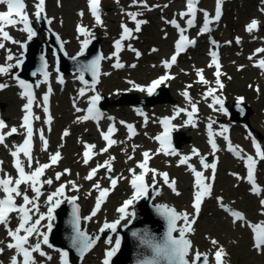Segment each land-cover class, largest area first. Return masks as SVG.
I'll list each match as a JSON object with an SVG mask.
<instances>
[{"label":"rangeland","instance_id":"rangeland-1","mask_svg":"<svg viewBox=\"0 0 264 264\" xmlns=\"http://www.w3.org/2000/svg\"><path fill=\"white\" fill-rule=\"evenodd\" d=\"M229 2V0H223ZM149 8L141 6H133L132 0H120V2H108L104 6V12L106 21L103 27H94L87 18L86 3L87 0H50V8L52 14L50 16L54 20L50 24L54 32L66 42V51L70 56H74L79 52L81 42L84 37L79 36L76 31L77 25L83 24L91 32L95 31L97 37L102 40L103 50L106 57L112 56L115 51L113 45L116 39H119L122 28L121 25L125 24L131 29H135V24L130 20L126 13L128 12H140L142 13L138 19L147 21V23L141 25L140 32H133L134 38L131 40L124 41V50L120 52V61L125 65L122 70H116L112 67L115 63V58L108 59L103 63V71L109 73L108 75L102 74V91L108 97H111L113 90L116 88L118 92H135V85L146 84L148 80L157 75L158 69H152V64L155 63L156 55L153 54V47L159 49L160 63L168 59L169 54L173 48V38L176 34L175 30H172L170 23L176 19L178 14L175 10H181L182 5L178 0H144ZM250 2V3H249ZM167 5V7H164ZM216 0H204L203 7L212 11V16L215 15ZM262 6L261 0H235L228 4V13L223 19V22L216 27V35H218L224 44V58L227 66L225 67L226 84L223 83V89H220L217 84L215 89L212 83L202 85L198 82L197 70L205 69L206 77L211 75V68L209 67L210 61L208 56L202 51V48L194 52H190L187 56L182 58L180 65L177 68L179 74L178 80L170 83L173 90V94L178 99V104L173 106L156 105L153 107H146L147 124H145L144 117H140L130 107H116L110 106L109 111L114 117L115 122L120 124L119 135H126L125 127L121 123L131 121L134 122L138 128L145 133L135 139L133 142L128 143L125 137H120L121 143L118 144L116 149L112 152L118 156V162H116L117 170L115 174H121L122 170L126 171L125 175H128L130 168L128 165L130 160L127 155L130 153H136V149L140 146L150 147L151 141L148 137H155L157 132L158 122L162 117L174 116L176 109L179 107H186L189 109V104L182 95L185 91L193 97V102H201L206 108V114L203 117H199L195 122L196 126L192 127L182 123L184 133L188 136H192L193 140L190 144H187L184 149L180 150V155H192V150L195 148L201 151V155L211 154L205 143V122L209 119L217 120L218 131L221 132L224 127L230 130L229 135L234 138L236 144L244 147V153L253 154L255 149L253 146V139L264 144V74L253 68V61L249 57L254 56L256 49L262 46L260 43L253 42L254 38L264 36V26L260 31L259 35L246 31V26L253 19L261 20L264 24V15L260 14L258 8ZM80 12L84 15L81 17ZM36 27L40 26L39 23H35ZM18 29L9 30L11 34H15ZM42 35H47L46 32L38 30ZM39 35V39L43 41V36ZM19 36L16 34V37ZM237 38L244 39L243 42L238 44ZM141 40V43L139 41ZM20 42H24L25 38L19 39ZM231 42L230 44L228 42ZM6 50H11L14 56L19 57L21 48L18 44H11ZM128 45L138 51V45L144 51V58L138 59L135 52L128 50ZM3 50L0 53V65H4L8 51ZM51 62L54 65V58L51 57ZM14 63V61H13ZM135 64L136 67H131ZM51 71H55V68H50ZM57 73L52 74V79L57 80ZM41 78L42 76H37ZM76 77L67 75L65 77L68 80V89L65 92H59L56 97V130L53 135V147L48 153L39 152L40 156L45 154L46 160L49 161V155L55 153L57 150L63 152L65 158L58 165V172H63L66 168H72L75 182L80 186L78 192L71 191V185H69L68 195L78 196V203L82 207V217H87L91 214L90 199L93 196L92 184H88L84 179L85 173L90 166L83 165L80 159V152L83 148V143L87 141H96L101 147L103 144L99 138V131L95 129L92 124L81 126L70 111V97H77V84L71 83L75 81ZM64 79V80H65ZM132 81L133 83H129ZM182 81V85L177 86ZM16 80L11 76H0V83H6L10 86V89L5 91L0 96V101L4 104V115L9 118L10 124L13 125L18 123V118L22 113L25 102L21 101L18 97L19 91L13 88ZM177 82V83H176ZM191 85V87H188ZM257 87L260 90H257ZM214 89V96L222 99L223 102L228 104L232 101H239L241 97H244L247 102V106L241 109L240 115H246L252 113L249 123L252 125L254 131L249 132L247 128L238 121L231 123L225 114L219 110L218 105H214L213 108L217 109L219 113H215L214 109L210 110L209 105L203 102L205 94L209 89ZM143 95V94H142ZM140 95L139 97L142 98ZM67 96V99L64 97ZM208 104H212L213 96L207 97ZM110 101L113 100L110 98ZM231 106V105H230ZM239 115V116H240ZM182 116H176V119ZM107 126V124H106ZM106 126L104 129H106ZM190 128V129H189ZM68 129L70 135L63 137V130ZM228 134L225 133V135ZM17 140L12 139L11 142L14 144ZM18 141V140H17ZM222 144L224 138H221ZM193 143V144H192ZM66 144V146H64ZM61 145H63L61 147ZM136 145L135 151L133 152L132 146ZM226 152L225 147L222 149ZM0 154L3 157L9 159V151L2 152ZM214 156L213 154H211ZM176 158V157H175ZM197 158V157H193ZM222 164L220 173L218 175V184L216 192L224 195L225 201L230 203L234 208L245 210L249 220L254 222L264 219V207L261 206L262 214H259L261 200H264V193L262 196H255L251 191V186L246 181V169L241 160L234 157L231 153L222 154ZM212 161V160H211ZM210 161V162H211ZM154 168L158 172H168L170 181H176V189L180 195H176L168 186L163 183L161 177H156L155 185L164 186L166 192L160 193L156 197L155 202L166 203L178 211H183L188 214H193L194 209L192 208L194 200V180L190 174H188V167L179 166L177 163L171 164L169 162H157ZM259 176L258 182L264 187V160L259 163ZM235 174V178L231 174ZM237 176L243 179H237ZM52 178L54 185L58 183L55 181V173H48L45 179ZM100 181L107 180V177L103 176ZM149 185H153L152 175L150 176ZM57 186H54V191ZM45 191L48 190V185L44 186ZM89 193H91L89 195ZM66 195V194H65ZM125 197V191L121 188L117 194L112 198L110 204L106 206V209L96 219L90 221H84V225L87 227L88 232L98 233L100 228L105 222H114L120 218V213L117 211L118 208L114 209V206ZM218 202L214 198L212 204H208L200 212L198 221L193 226L195 231L190 239L193 244V250H199L201 253L207 254L211 259V264H215L213 254L217 246H213L211 243L212 239L219 242L218 246H222L225 249L226 255L223 257L224 264H264V253L254 251L251 246V239L246 229V223H234L230 215H225L218 211ZM259 214V215H258ZM126 224V219L122 220L120 224ZM181 225L183 222L180 223ZM116 239V237H114ZM115 240L112 243H107V240L101 241L96 248L81 262V264H103L105 259L106 251L114 247ZM55 257L52 256V260Z\"/></svg>","mask_w":264,"mask_h":264},{"label":"snow or ice","instance_id":"snow-or-ice-1","mask_svg":"<svg viewBox=\"0 0 264 264\" xmlns=\"http://www.w3.org/2000/svg\"><path fill=\"white\" fill-rule=\"evenodd\" d=\"M119 2V0H117ZM199 0H186V10L179 13L181 19H186L187 27H182L176 19H172L171 21H166V23H170L174 28H176L179 32V38L175 42V52L170 57L169 60H165L163 62V66L165 69H171L176 63L179 55L186 51L189 46H195L196 40L190 39L185 33L188 29H191L196 26V17L197 12L200 11L197 7ZM223 4V0H216L215 5V15L211 16L207 11H203V25L199 29L198 34L203 35L206 33H210L212 28L210 27L216 22H219L221 19L222 11L221 7ZM0 5L6 6V11H0V49H5L4 42H11L13 44H18L19 47L23 50L27 49V44L15 40L10 33L6 30L8 27H16L20 26L19 30L26 33L27 40L32 41L34 37L37 36V32L34 30L32 21L27 12V2L26 0H0ZM46 0H36L34 5L35 7V18L37 21L41 19H46L48 24L52 23L51 19L46 17ZM133 6H141L144 8H149L144 0H132ZM164 7H167L165 5ZM88 8L91 13V16L94 18L95 24L97 26H103L102 20V10H101V0H88ZM149 10H151L149 8ZM132 22L135 24V29L129 28L127 25L122 24V33L119 39H116L114 42V49L112 56L103 57L97 56L95 59L91 60L86 64H80L77 68L79 73L78 79L81 84L85 85L84 88L79 90L78 95L83 97L86 95L87 91H96V85L99 83V76L101 75V61L104 59H113L115 58V63L112 65L115 69H122L125 67L123 63L120 61V52L124 50V41L131 40L134 38L133 32H140L141 25L147 23V21L138 19L139 16L142 15L140 12H128L126 13ZM79 15L83 17L84 13L80 12ZM254 30H258V21L252 20L246 26V31L249 33ZM79 36L84 37L81 42L80 52L78 56H83L85 50L88 48L91 43V39L93 38V33L84 25H77L76 28ZM57 42L60 44V51H64V42H61V38L56 36ZM236 42L239 44L240 39L237 38ZM213 47H218L217 42L215 40L210 41ZM231 43L230 41L228 42ZM128 50L135 52L136 57L139 58L141 55L139 51L132 48L131 45H128ZM8 51V55L6 56V63L4 65H0V76H11L16 80L20 89H22L20 95L21 98L26 99V103L23 106L22 111L24 115L22 117V123L20 128L24 129L25 138L21 144H14L12 147L14 150L10 152V155L13 157V167L17 173V176L13 178L10 174L4 171L2 165L3 161H0V225L4 226L7 235L10 239V242L7 243L6 247L9 250H14V255L11 257L10 264H39L34 254H38L40 257H44L47 260H51L52 257L48 255L42 246H47L48 248H52L53 245L49 242V234L52 232L53 224L52 222L55 220L54 213L61 206L64 200H67L68 203L72 205V217H71V228H72V236H71V246L79 253L81 257H83L88 251H90L95 243L100 239V236L97 235L95 237L88 235L86 232L81 230V215L80 209L77 205L76 201L78 200V196L67 197L65 195L66 189L71 185V191L78 192L80 190V186L76 184L75 181L69 180L66 183H61L53 192L45 193L44 186H51L54 181L52 178L43 179L45 176L46 170L52 168L59 164L60 160L63 158L62 154L59 150L55 153L49 155L48 163H40L38 159L33 156V136H34V127L33 121L39 120L40 117L34 116L33 113V105L35 103V94L34 87L39 88L40 84H49V76L50 73L48 71L49 62L45 58L44 55L40 56V67L37 72L33 73V76L39 74L43 77V80L36 83L35 85L26 82L23 79H20L16 76L12 70L14 68H20L24 59L23 56L17 57L11 53V50ZM156 51V49H153ZM257 54L264 53V48H260L256 50ZM67 55V53H64ZM78 56L72 57L73 60H77ZM211 63L209 67L215 66V76H216V84L220 89H223L224 85L221 83L220 76L221 72V64L219 62L218 52L215 50L210 51ZM252 59V57H249ZM14 61V63H13ZM262 70H264V60H260L258 64L254 65ZM131 67L135 68L136 65L132 64ZM56 71L59 72V68H56ZM90 72L92 76V82L89 84L87 80L84 78V73ZM109 73H104V75H108ZM197 76L199 77L198 82L202 84H207L208 81L204 78L203 69L197 70ZM170 74H165L160 76L158 79L152 81V83L147 87H141L139 85L133 84V87L137 88L141 92H147L149 96L153 95L155 90L163 84L165 81L169 79H173ZM58 82L60 84L64 83L63 77H60ZM129 83H133L129 81ZM9 85L6 83H0V91L7 88ZM191 87V85H188ZM52 92L51 86L49 85L47 93L42 98V108L45 113L47 119L44 121L47 125H51L52 116L49 114V96ZM214 89H209L205 94V99L208 96H213L212 104H209V107H213L214 105H219L220 111H225L224 102L222 99H219L214 96ZM190 104L191 110L189 111L187 108H178L176 109V113L173 117L168 118L165 117L160 120V123L163 125L164 131L160 135L155 137V140L159 142L160 148L158 149L156 154H160L161 152L166 155H179L176 150L171 145V132L176 127L172 124V120L179 116L181 113H184L187 116L186 125H190L192 127L196 126L194 117L196 116L198 109L196 103L192 102V99L187 91L182 94ZM101 100L99 94L93 95L89 98L88 108L86 110L87 114L79 117L78 121H88L94 120L99 121L102 116L100 109L97 107ZM75 106V105H74ZM77 112H81L82 109L76 108ZM140 115H144L143 112H139ZM111 119V118H109ZM145 124H147L148 118L144 117ZM122 124L127 128L128 131V139H132L137 133L134 125L126 124L121 121ZM214 121L207 125L208 127V143L211 146L213 155L219 150L218 145L213 138L215 133L212 131V125ZM8 128L7 123L0 119V145L5 144V140L7 137H10L14 134L19 133V129L16 127H12L10 130L5 132L4 130ZM39 133V139L42 143V150L47 152L49 141L44 135V130L39 129L36 130ZM50 131V127H49ZM117 128L115 125H111L108 127L107 131H101V137L106 142V145L103 149H101L100 153H94L93 149H95L94 144H85V151L83 152V163L84 165H88L90 160L94 155L103 154L109 151L111 147L114 145L121 143L115 139H113V135L116 133ZM228 132V128L224 127L223 130L219 133V135L223 136V138L228 141L227 150L233 155H235L238 159H242L245 162V166L247 169L246 180L251 186V191L255 195H260L262 189L257 184L255 171L257 158L259 160H264V148L253 139V146L255 148L256 158L252 155H246L243 153V150L234 147L229 140L228 136L225 133ZM70 135L68 130H65L62 135L63 137H67ZM7 146V145H5ZM63 145H61L62 147ZM136 145L132 146L133 152L136 149ZM23 156V159L21 158ZM143 160L138 162L136 167L140 169V172L137 173L135 169H130L131 173V187L133 189V193L130 199H127L123 202V205L117 209L120 213V218L114 222H105L103 226L100 228V233H104L106 230H110L112 233H115L117 227L120 225L122 220L127 219L129 216L135 218L134 212H129L128 209L140 199H146L148 197L150 185L146 181V177L149 173L152 175L153 185L156 183V177L159 176L162 178L163 183L167 185L176 195H180V193L176 189V181L169 180V175L167 172H158L156 169L149 167V161L152 159L153 154L149 151H144L142 153ZM200 157L199 163L204 170L211 169L212 175L210 177H206L204 175V171L197 170V168L190 163L193 157ZM128 159H134L133 156H129ZM115 157H109L108 160L104 161L103 164H97L96 167L92 168L88 174L84 177L85 180L92 181L96 179L97 173L101 168L106 169L107 173H112L113 171V162ZM25 164L27 166V171L25 168ZM35 164V167L33 166ZM179 165H186L188 169L194 175V200L192 204V208L194 209L193 214L188 213H180L175 208H170L167 205H157L158 214L167 222V231L162 238L157 243H153L151 239L147 238V233L141 235L140 233H133L134 236L141 239L142 242L146 243L152 250V258L147 260L140 261V264H209V257L205 253H201L199 250H193L192 241L188 238L189 234L194 233V225L197 222L199 214L201 212V206L204 202L205 198L209 197L212 192V184L210 181H214L215 172L217 168L216 163H208L206 162V158L201 156L197 149L192 150V155H182L179 159ZM63 175H71L70 169H65L63 172H57L55 174V180L60 181ZM107 179L110 181L109 188H102L99 180L93 185L94 190L98 192V196L96 198L94 209L91 214L87 217H84V220L90 221L93 217L97 215V213L101 210V206L104 202H106L107 197L110 194L111 190H114L118 184V180L122 179V177H112L111 175L107 176ZM237 179H243L242 177L237 176ZM24 186L23 188L21 186ZM31 191L32 195L30 196L28 193ZM91 193H89L90 195ZM159 195V192H157ZM41 197H46L45 205L47 207L46 213L41 212L40 208V199ZM20 199L23 202L18 204L17 200ZM218 203L224 210L233 218V222H243L245 221V217L239 211H232L231 209L225 207L223 205V201L221 198H218ZM261 206L264 207V200H261ZM16 214V218L18 220V224L15 229L10 227L12 214ZM35 217V218H34ZM46 221V224H42V222ZM182 221V226H178V222ZM248 227L251 228L253 232L254 239V248L257 251H264V224H248ZM174 233H178V236H174ZM35 241V242H33ZM0 243H3L0 241ZM107 243L111 244L112 239L109 237ZM213 246H217L216 250L213 254V258L215 264H224L223 257L226 255L225 249L222 246H218L219 242L215 239L211 240ZM121 241L119 238L115 240L114 247L110 250L106 251L105 259L103 260V264H110L112 257L116 254V252L120 249ZM4 251L3 248H0V254ZM60 261L61 264H69L68 251L59 250Z\"/></svg>","mask_w":264,"mask_h":264},{"label":"water","instance_id":"water-1","mask_svg":"<svg viewBox=\"0 0 264 264\" xmlns=\"http://www.w3.org/2000/svg\"><path fill=\"white\" fill-rule=\"evenodd\" d=\"M47 33L50 36L44 40L43 43H40L37 37H34L30 43L27 44V49L23 51L24 63L20 68H15V75L20 79L25 80L33 85L43 80L38 79V75L33 76L34 72L40 67L41 61L40 56L44 55L47 61L49 62L48 71L50 73L49 82L51 80V75L54 73L50 71L52 67L51 56L55 58V72L56 68H59V72H57L60 77H64L68 74H78L77 68L80 64H86L91 60L95 59L97 56H103V47L101 45V39H94L91 45L88 46L83 56H78L77 60H73L72 57L66 51V42L61 39V42H64V51H60V44L56 40L57 33H54L53 30L47 28ZM53 35V36H52ZM60 37V36H59ZM61 38V37H60ZM59 51V52H58ZM51 53V56L49 54ZM67 53L65 55L64 53ZM105 60V59H104ZM101 61V74H102V64ZM101 76V75H100ZM99 76V77H100ZM84 78L88 82H92V76L90 72L84 73ZM43 84V83H41ZM40 84V85H41ZM99 84V83H98ZM98 84L96 86H98ZM123 102L117 103L122 104ZM138 103V100L135 99L131 102L132 105ZM232 120L239 121L242 123L249 122L252 113L246 114L245 116H238L231 110ZM157 196V192L150 194L146 200L140 201L134 206L133 212L135 213V218L127 224L120 227H117L115 233L107 232V233H89L87 228L84 227L83 221L84 219L81 216V230L86 232L90 236H100V239L95 243L94 247L88 251L83 257L79 255V253L71 246V236H72V228H71V217H72V205L70 203L61 204L60 208L57 210L55 215L56 224L50 234V242L65 251H68L69 258L73 264H80L95 248L96 246L103 240L113 239L114 236L120 239L121 245L120 249L116 252V254L112 257L110 264H140V261L147 260L152 258V250L146 244L147 254L145 257H139L137 254L141 251V247L138 243L142 242L141 239L134 236L133 233H140L143 235L147 233V238L151 239L153 243H157L164 237L167 231V222L158 214L157 205H167V204H155L153 200ZM77 203V202H76ZM78 205V203H77ZM79 206V205H78ZM170 207L169 205H167ZM172 208V207H170ZM80 215H81V208ZM180 221L178 222L179 226ZM174 236H178L177 233L173 234ZM60 236H65L67 241L64 243L63 240L60 239ZM210 263V261H209Z\"/></svg>","mask_w":264,"mask_h":264},{"label":"bare ground","instance_id":"bare-ground-1","mask_svg":"<svg viewBox=\"0 0 264 264\" xmlns=\"http://www.w3.org/2000/svg\"><path fill=\"white\" fill-rule=\"evenodd\" d=\"M54 32V31H53ZM55 33V32H54ZM39 35H42L41 33H39ZM43 36V38L45 37V35L43 34L42 35ZM48 36V38L50 37L49 35H47ZM53 36V35H52ZM46 38H44V40H45ZM38 41L40 42V43H43V41L42 40H40V39H38ZM59 52V51H58ZM21 55H19V57H20ZM163 106H165V105H163ZM166 106H168V105H166ZM60 239L61 240H63L62 242H66L67 241V239H66V237L65 236H60ZM140 246H142L141 247V251L137 254L139 257H145L146 256V254H147V247H146V245L143 243V242H140V243H138Z\"/></svg>","mask_w":264,"mask_h":264}]
</instances>
